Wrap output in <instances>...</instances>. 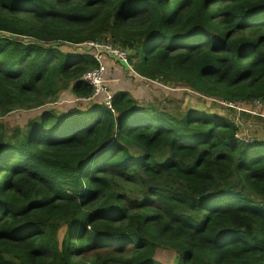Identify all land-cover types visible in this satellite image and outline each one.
I'll use <instances>...</instances> for the list:
<instances>
[{
	"label": "trees",
	"instance_id": "obj_1",
	"mask_svg": "<svg viewBox=\"0 0 264 264\" xmlns=\"http://www.w3.org/2000/svg\"><path fill=\"white\" fill-rule=\"evenodd\" d=\"M105 33L144 77L264 102V0H0V264H264V145L234 120L117 91L3 121L93 94L77 44Z\"/></svg>",
	"mask_w": 264,
	"mask_h": 264
},
{
	"label": "rangeland",
	"instance_id": "obj_2",
	"mask_svg": "<svg viewBox=\"0 0 264 264\" xmlns=\"http://www.w3.org/2000/svg\"><path fill=\"white\" fill-rule=\"evenodd\" d=\"M110 36H111L110 34L105 33L97 40H99L104 44L111 43L113 39ZM28 40H30V38ZM56 44H57L56 42H49L46 45L56 46ZM63 48H67L66 51H69L70 49H74L76 51V48H74L70 44L64 45ZM77 48L80 50L88 49V48H84L83 46H77ZM130 50L131 53H136V48L135 49L130 48ZM91 51L92 48L90 52ZM102 55L103 57L101 59V63L106 65V70H104L105 78L107 80H110L108 76L106 57L111 56L117 59L119 62L121 61L111 53L103 52ZM133 60L137 62L138 61L137 56L136 57L134 56ZM126 67L127 68L125 69L126 70L125 73L133 75L132 70L128 66ZM132 67L134 68L133 65ZM87 75L88 72L86 76ZM67 85L68 83L63 85L62 89H65ZM107 85L109 88L113 89V86L110 84L109 81ZM149 88L156 91L157 93H154V91L151 90H149L148 92L145 91L143 94L145 95L147 93V96H145L144 99H139V100L135 99L127 90H119V91L128 92L130 96L136 100V103L138 105H147V106L155 105L156 108L167 109L173 112V114L175 115L178 114L181 116L189 108H191V109H199L205 114L211 112L214 114H218L221 117H228L234 120L240 126V130L243 131L244 138L241 140L245 142H252L254 139H256L257 141H262L263 142L262 145H264V102L263 101H253V102H245V103L243 102L222 103L221 101H219L214 97L203 96L202 94L190 89L186 84L170 86L169 84L164 85L158 81H154V82L150 81L148 89ZM62 95L63 94L60 93L50 103H47L41 108H38L39 110L37 111V119L40 118L41 114L47 110L53 111L54 113L58 112L59 114L62 112H68L69 109L65 107V104L68 101V99L63 98V102L60 101V97ZM100 95L101 96H99L98 98L94 97L87 100L77 98L76 103L83 106V107L80 106L77 109L82 110L84 108H91L94 105L99 104L103 100L102 97H104V93H101ZM81 97L83 98L87 96H81ZM24 111L27 110L16 111V112L13 111L10 114H8L6 117H4L3 121L8 125H10L11 127H14L15 125L26 127L28 123H26L27 115L25 114ZM116 111L115 114L117 115ZM158 256L167 264H173L175 258V252L167 251V250H159Z\"/></svg>",
	"mask_w": 264,
	"mask_h": 264
},
{
	"label": "crops",
	"instance_id": "obj_3",
	"mask_svg": "<svg viewBox=\"0 0 264 264\" xmlns=\"http://www.w3.org/2000/svg\"><path fill=\"white\" fill-rule=\"evenodd\" d=\"M106 61L108 68V76L110 78L109 82L113 86V89L112 88L110 89H112L114 92H117L119 90H127L135 99L139 100V99H144V97L147 96V93L145 95L143 94L145 91L147 92L149 90L154 91L150 88L148 89L150 81L154 82V80H151L147 77L138 74L134 69L132 70L133 75L125 73L126 71L125 69L127 68L126 67L127 65L124 64L123 62L122 63L119 62L117 59L111 56L110 57L107 56ZM105 70H106V65H105ZM154 93L157 92L154 91ZM63 96L64 95H62L61 97ZM65 96L68 99V101L65 104V107H67V109L73 110L81 106L80 104L76 103V100L73 99L74 97L73 94L69 90L65 92ZM38 110L39 109L24 111L25 114L27 115L26 123H28L29 120L37 117Z\"/></svg>",
	"mask_w": 264,
	"mask_h": 264
},
{
	"label": "built area",
	"instance_id": "obj_4",
	"mask_svg": "<svg viewBox=\"0 0 264 264\" xmlns=\"http://www.w3.org/2000/svg\"><path fill=\"white\" fill-rule=\"evenodd\" d=\"M78 45H82L85 48H88L93 51L94 56L99 60L100 66H98L95 69H91L88 72V75L86 76L87 72L84 74L85 79L91 84V86L94 89V93L91 96L87 97H80V99H91L94 97L99 96L101 93H104L105 95V103L107 106L112 107V99H113V93L109 90L107 84H106V78L104 74V64L101 63L102 59V53L107 52L111 53L117 58H119L121 61L125 62L126 64H129V56L131 50L129 48H123L114 45L111 43H102L98 40H88L84 43H80ZM259 101V100H256ZM239 139L244 138L243 131H239V134H236Z\"/></svg>",
	"mask_w": 264,
	"mask_h": 264
},
{
	"label": "clouds",
	"instance_id": "obj_5",
	"mask_svg": "<svg viewBox=\"0 0 264 264\" xmlns=\"http://www.w3.org/2000/svg\"><path fill=\"white\" fill-rule=\"evenodd\" d=\"M99 41V40H98ZM86 42V41H85ZM78 44H80V43H78ZM77 44V45H78ZM80 46H82V45H80ZM84 47V46H83ZM85 48V47H84ZM88 50H90V49H88ZM92 53H93V51H91ZM102 57H103V55H102ZM97 59V58H96ZM119 59V58H118ZM98 60V59H97ZM120 60V59H119ZM99 61V60H98ZM121 61V60H120ZM121 62H123V61H121ZM124 64H126L125 62H123ZM131 70H133L134 68L132 67V64L130 63V59H129V64H126ZM99 66H100V62H99ZM104 67H105V65H104ZM135 70V69H134ZM136 71V70H135ZM86 73V72H85ZM84 73V74H85ZM139 74V73H138ZM152 80V79H151ZM108 81L109 80H107L106 79V84H108ZM155 81V80H154ZM90 84V83H89ZM91 85V84H90ZM165 85V84H164ZM108 86V85H107ZM109 88V87H108ZM94 90V89H93ZM109 90L113 93V96H114V94H115V92L112 90V89H110L109 88ZM94 93V92H93ZM91 95H93V94H91ZM90 95V96H91ZM99 96H101V95H99ZM99 96H97V98L99 97ZM81 97V96H80ZM80 97H78V98H80ZM63 98H66V97H60V101H62L63 102ZM67 99V98H66ZM77 99V98H76ZM76 99H74V100H76ZM102 102L105 100V95H104V97H102ZM216 99H218V98H216ZM113 100V99H112ZM219 101H221L222 103H228V102H225V101H222V100H220V99H218ZM59 102V101H58ZM82 106V105H81Z\"/></svg>",
	"mask_w": 264,
	"mask_h": 264
}]
</instances>
